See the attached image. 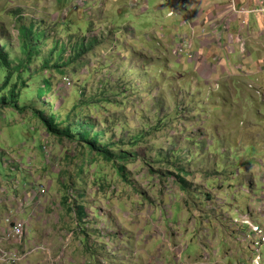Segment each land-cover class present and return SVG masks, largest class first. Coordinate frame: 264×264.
<instances>
[{
  "label": "rangeland",
  "instance_id": "rangeland-1",
  "mask_svg": "<svg viewBox=\"0 0 264 264\" xmlns=\"http://www.w3.org/2000/svg\"><path fill=\"white\" fill-rule=\"evenodd\" d=\"M133 1L0 0V44L11 59L20 57L17 29L29 25L44 35L40 44L34 38L33 52L57 45L60 56L65 47L63 61L69 37L89 31L87 42L102 45L64 75H36L39 56L20 98L25 112L0 111V229L6 214L21 220L27 247L32 240L47 246L56 264H179L173 251L183 242L184 258L202 260L206 246L210 257L229 252V264H250L248 245L239 240L235 254L230 243L246 232L234 234L238 211L247 216L264 196V78L261 87L249 85L257 98L247 103L228 87L223 96L224 82L203 85L184 68L196 56H176L173 38L185 29L176 16L167 18L170 8L137 0L135 9ZM261 59L254 54L244 63L253 61L257 72ZM38 114L81 130L60 141ZM90 143L110 146L119 159L105 160ZM39 186L47 193L31 201ZM20 204L24 212L16 214ZM41 256L30 254L28 264H41Z\"/></svg>",
  "mask_w": 264,
  "mask_h": 264
},
{
  "label": "crops",
  "instance_id": "crops-1",
  "mask_svg": "<svg viewBox=\"0 0 264 264\" xmlns=\"http://www.w3.org/2000/svg\"><path fill=\"white\" fill-rule=\"evenodd\" d=\"M185 1L186 8L183 16L188 19L190 26H192L195 32V36L192 37L190 50L197 58L194 64L188 61L185 62L184 68L186 71H189L194 79L199 82L202 81L203 85L206 83V80H212V82L220 85L221 82H224L225 86L221 94L225 97L228 96L229 88L237 98L241 96L242 103H247L251 99L257 98L248 87L249 85L261 87L259 81L264 78V67H262L264 59L256 62L257 72L252 70L253 61L250 62V64H252L249 68L246 67L244 62L253 57L254 54H258L261 58L264 56V16L258 14L237 15L232 12L231 6L232 3H234L237 9L253 10L264 5V0ZM172 3L176 5L178 0H172ZM202 28H206L207 30L205 37L201 35ZM184 29L185 30L177 36L191 34L190 28ZM169 39H172V37H169L167 40ZM174 39L175 38H173V40ZM166 48H169V46H166ZM239 51L240 55L234 54ZM217 55L223 59L222 66H216L214 62V57ZM226 57H228L229 64L224 60ZM234 59L235 62L239 64L236 70L231 63ZM188 67L192 68V70ZM246 69L248 73L245 74ZM246 76H249L251 80ZM217 95L220 96L219 92H217ZM209 219L208 216H205V220L203 221L204 226H208V224L212 223V220ZM222 231L223 225L217 222L215 232L218 233ZM207 237L209 238V236ZM207 242L210 243L209 241ZM230 244H232L230 250H233L236 254L239 250L238 244L234 242ZM163 248H166V244ZM205 250V253L208 254L206 246ZM167 251H171L170 253L172 254L170 248H167ZM230 255L229 252H226L224 257L219 259H217V256L211 255L206 261L197 259L196 257L199 256L197 255L196 257H183L182 261L191 264H229L227 258H229ZM201 258L202 257H200V259ZM240 261L244 262L245 258H238L236 264Z\"/></svg>",
  "mask_w": 264,
  "mask_h": 264
},
{
  "label": "trees",
  "instance_id": "trees-1",
  "mask_svg": "<svg viewBox=\"0 0 264 264\" xmlns=\"http://www.w3.org/2000/svg\"><path fill=\"white\" fill-rule=\"evenodd\" d=\"M33 26L29 25V27H20L17 29V41H18V55H12L13 59L10 58L9 53L6 52L7 47L0 44V111L5 109L15 110L18 113L25 112V108L20 107V98L28 87L27 80L28 77H33L30 75L29 68L35 62L41 59V69L36 73L43 74L45 72L57 73L59 75H64L66 68L75 66H79L80 64L85 65V61L90 60L96 56V50L94 47H101L102 45L98 44L97 39H93L87 42V35H80L73 41L72 37H69L71 42V50L70 55L66 61H63V57L66 56L65 47H61L60 56L56 55V51L59 49L55 45L54 49L50 51L48 54H44L41 49L36 45L37 50L33 52L34 48V38H36V42H42L44 39L43 34H38L33 32ZM37 36V37H36ZM39 36V37H38ZM41 37V38H40ZM93 55V57H91ZM39 56L41 57L39 59ZM38 59V60H37ZM51 87V85H50ZM115 89V88H114ZM116 90V89H115ZM112 93V91H110ZM21 111V112H19ZM38 119L41 122V125L45 132L49 136H54L58 140H69L73 141L75 135L71 134V131H79L75 129L69 128H60L63 121L55 124L52 120L47 118L44 115L38 114ZM110 128H107L106 131H109ZM95 131V130H93ZM114 131V130H110ZM83 134H80V140L82 142H86ZM97 139V143L99 140V136H95ZM92 144V143H90ZM93 150L97 151L100 155L104 157L107 161L116 160L119 158L114 157L113 152L109 149L110 146L97 147L92 144ZM122 171L125 167H119ZM81 206L79 207L78 214L80 215Z\"/></svg>",
  "mask_w": 264,
  "mask_h": 264
},
{
  "label": "built area",
  "instance_id": "built-area-1",
  "mask_svg": "<svg viewBox=\"0 0 264 264\" xmlns=\"http://www.w3.org/2000/svg\"><path fill=\"white\" fill-rule=\"evenodd\" d=\"M162 2L165 4L164 7L170 8L167 18L176 16L180 21L181 28H190L191 34L179 35L175 37L173 47L176 51V56L182 58L186 56L189 60H191L193 56L190 48L192 45V37L195 36V32L193 31L192 26H190L188 19L183 16L186 8V1L178 0L176 5H173L172 0H162ZM132 5L135 9H137V6H140L137 0H134ZM231 8L232 12L237 15L258 14L264 16V5L253 10H242L237 9L234 3H232ZM206 32V28H202V37L206 36ZM250 87L252 86L250 85ZM46 193L47 187L39 186L35 191L31 192V201L34 199V196L39 195V197H43ZM26 198H28L27 195ZM261 199L263 200L262 202H260ZM258 201L259 204L261 203L262 205L258 208H250V213L247 216H243V214L238 211V213L242 216L241 219L234 221L233 227L234 234L237 235L241 228L246 229V232L240 233L241 237L236 241V243L240 240V242L248 245V248L252 251V257L248 259L250 264H264V258L261 254V250L264 246V196L259 198ZM22 206L23 204L19 205V208L16 210V214L24 212V210H20ZM3 221L4 227L0 229V264H19L20 262L28 264L30 254L35 253H42L41 257H44V260L41 264H56L55 261L51 260V252L48 250L47 246L38 245L32 240V242L29 243L30 245L27 247L26 242L28 239H26L23 228L24 224L21 220L14 219L10 214H6ZM183 243L184 244H180L174 248L173 254L177 257V262L179 264H191L184 263L182 261L184 252L189 248L188 243ZM16 246H20V248ZM209 258L210 256L208 254H204L201 261H206ZM237 264H247V262L240 261Z\"/></svg>",
  "mask_w": 264,
  "mask_h": 264
},
{
  "label": "clouds",
  "instance_id": "clouds-1",
  "mask_svg": "<svg viewBox=\"0 0 264 264\" xmlns=\"http://www.w3.org/2000/svg\"><path fill=\"white\" fill-rule=\"evenodd\" d=\"M1 190H2L3 192H2ZM0 191H1V193H3V194H4V192H5V190H4V189H2V188L0 189Z\"/></svg>",
  "mask_w": 264,
  "mask_h": 264
}]
</instances>
